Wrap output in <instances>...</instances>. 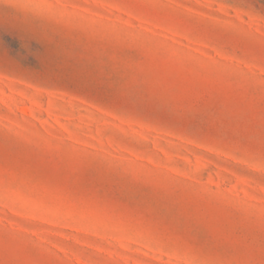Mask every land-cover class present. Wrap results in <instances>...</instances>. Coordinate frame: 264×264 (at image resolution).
<instances>
[{
    "label": "rangeland",
    "instance_id": "rangeland-1",
    "mask_svg": "<svg viewBox=\"0 0 264 264\" xmlns=\"http://www.w3.org/2000/svg\"><path fill=\"white\" fill-rule=\"evenodd\" d=\"M0 264H264V0H0Z\"/></svg>",
    "mask_w": 264,
    "mask_h": 264
}]
</instances>
